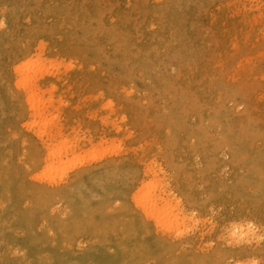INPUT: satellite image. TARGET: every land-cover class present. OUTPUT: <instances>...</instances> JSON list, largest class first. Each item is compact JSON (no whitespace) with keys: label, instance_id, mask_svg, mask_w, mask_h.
I'll list each match as a JSON object with an SVG mask.
<instances>
[{"label":"rangeland","instance_id":"374dc122","mask_svg":"<svg viewBox=\"0 0 264 264\" xmlns=\"http://www.w3.org/2000/svg\"><path fill=\"white\" fill-rule=\"evenodd\" d=\"M0 264H264V0H0Z\"/></svg>","mask_w":264,"mask_h":264},{"label":"bare ground","instance_id":"6f19581e","mask_svg":"<svg viewBox=\"0 0 264 264\" xmlns=\"http://www.w3.org/2000/svg\"><path fill=\"white\" fill-rule=\"evenodd\" d=\"M242 31H243V30H242ZM248 36H249V35H248ZM235 37H236V36H235ZM243 38H246V36L243 37ZM35 60H36V59H35ZM41 60H42V59H41ZM37 61H38V59L36 60V62H37ZM36 62H35V61H29V60H28V61L25 62V63L23 62V64L21 63V65H19V63H18L19 66L17 65V67H14V68H12V69H14V70L16 71V73L18 72V73L21 74V80H19L20 82H18V83L21 84V85H23V86H24L23 88H26V87H27V91H28V94H29V95H28V102H26V103H29V102H42L41 105H40V107L38 106L40 103L36 104L37 107L41 108V107L43 106V104H44L43 102H44V101L47 102V100H44V101H43V100H42L43 98L41 99L42 101L40 100V98L38 97L39 94L37 95V94L35 93L36 90H35V87H34L33 84H32V81L35 80V78H33V77L36 75V74H35L36 72H38V73L42 72V71H41L42 69L45 70L46 67H49L51 64H50V65L48 64L49 66L47 65L45 68H41V67H43V66H45V65H44V64H43V65H40L41 62H40V59H39V65H40L41 67H40L39 65H38V66L41 68V70H40V68H35V67H37V65L35 66V63H36ZM53 64H54V63H53ZM34 69H36V70L39 69L40 71L38 70V71L35 72ZM52 69H53V68H52ZM59 69H60V68H59ZM55 70H56V69H55ZM46 71H48V68L45 70V72H46ZM49 71H51V69H50ZM49 71H48V72H49ZM68 71L70 72L71 70H68ZM52 72H53V74H54L55 71L52 70ZM13 73H14V72H13ZM38 73H37V74H38ZM60 73H61V72H60ZM66 73H67V72H66ZM33 74H34V75H33ZM46 74H47V72H46ZM53 74H52V75H53ZM58 74H59V73H58ZM61 74H62V73H61ZM67 74H68V73H67ZM55 75L57 76V73H56ZM64 75H66V74H64ZM64 75H62V76H64ZM39 76H40V75L38 74V77H39ZM51 77H52V76H51ZM60 77H61V76H60ZM64 78H65V76H64ZM260 79H261V78H260ZM64 80H65V79H64ZM52 81H53V79H52ZM52 81H51V82H52ZM55 81H58V80H55ZM55 81H54V82H55ZM59 81H60V80H59ZM262 81H263V80H261L260 82H262ZM54 84H55V83H54ZM62 84H63V83H62ZM18 86H19V85H18ZM21 87H22V86H21ZM23 88H22V90H24ZM51 89H52V88H51ZM42 91H43V90H42ZM51 91H52V90H51ZM54 91H55V90H54ZM43 92H44V91H43ZM64 92H65V91H64ZM25 93H26V92H25ZM40 93H41V92H40ZM59 93H60V92H59ZM26 94H27V93H26ZM41 94H42V93H41ZM44 95H45V94H44ZM257 95H258V94H257ZM52 96H53V95H52ZM25 97H26V96H25ZM262 98H263V97H262ZM38 99H39V100H38ZM64 99H65V97H64ZM25 100H26V99H25ZM50 100H51V99H50ZM50 100H48V101H50ZM63 101H64V100H63ZM259 101H260V100H259ZM48 103H49V102H48ZM48 103H47V105H48ZM29 104H30V103H29ZM32 104H33V103H32ZM34 105H35V104H34ZM29 106H30V105H29ZM30 107H31V106H30ZM34 107H35V106H34ZM45 107H46V105H45ZM28 108H29V107H28ZM39 108H37V109H39ZM43 108H44V107H43ZM29 109H30V108H29ZM33 109H34V108H33ZM44 109H45V108H44ZM28 111H29V110H28ZM39 111H40V109H39ZM45 111H46V110H45ZM32 112H33V111H32ZM40 112H43V110L40 111ZM40 112L37 111V113H40ZM44 113H45V112H44ZM31 114H32V113H31ZM34 114H35V113H33V115H34ZM40 114H41V113H40ZM35 115H37V114H35ZM38 115H39V114H38ZM43 115H44V114H43ZM45 115H46V114H45ZM47 115H48V114H47ZM53 115H54V114H53ZM31 116H32V115H31ZM31 116H29V117L31 118ZM39 116H40V115H39ZM39 116H38V119H39ZM48 116H49V115H48ZM35 117H36V116H35ZM40 117H41V116H40ZM44 117H46V116H44ZM53 117H54V116H53ZM27 118H28V117H27ZM33 118H34V116H33ZM51 118H52V117H51ZM51 118H49V119H51ZM35 119H36V118H35ZM42 119H43V118L41 117V120H42ZM44 119H45V118H44ZM49 119H48V120H45V122H46V123H45V127H46V125H47V121H49ZM31 120H32V119H31ZM41 120H36V121L38 122V121H41ZM51 120H53V119H51ZM51 120H50V121H51ZM61 120H62V119H61ZM57 121H58V120H57ZM42 122H43V121H42ZM42 122H41V123H42ZM29 123H33V121H30ZM48 123H50V122H48ZM51 123H52V122H51ZM35 124H36V123H35ZM39 124H40V123H39ZM43 124H44V123H43ZM22 125H23V124H22ZM24 125H25V123H24ZM24 125H23V127H24ZM26 125H27V124H26ZM30 125H31V124H30ZM37 126H38V125H37ZM42 126H43V125H42ZM48 126L51 127V125H49V124H48ZM48 126H47V127H48ZM25 127H26V126H25ZM31 127L33 128L32 125L30 126V128H31ZM34 127H35V126H34ZM53 127H54V126H53ZM27 128H28V127H27ZM39 128H40V127H39ZM25 129H26V128H25ZM28 129H29V128H28ZM34 129H35V128H34ZM44 129H45V128H44ZM47 129H48V130L45 129V131H47V132H48V131H51V130L49 129V127H48ZM51 129H52V128H51ZM112 129H113V128H112ZM37 130H39V129H37ZM107 130H108V129H107ZM119 130H120V129H119ZM31 131H32V129H31ZM33 131H34V130H33ZM109 132H110V131H109ZM51 133H52V132H51ZM106 133H107V132H106ZM114 133H115V132H114ZM114 133L111 132V135L114 134ZM126 133H127V132H126ZM126 133H125V134H126ZM43 134H44V133H43ZM45 134H46V133H45ZM48 134H49V132H48ZM48 134H47V136H48ZM32 135H33V134H32ZM35 135H37V134H35ZM35 135H34V136H35ZM41 135H42V134H41ZM56 135H57V134H56ZM62 135H63V134H62ZM79 135H80V134H79ZM79 135H78V136H79ZM81 135H83V134H81ZM100 135H101V134H100ZM109 135H110V134H109ZM37 136H38V135H37ZM39 136H40V135H39ZM57 136H58V135H57ZM85 136H86V135H85ZM105 136H106V135H105ZM35 137H36V136H35ZM40 137H41V136H40ZM42 137H43V136H42ZM49 137H50V136H49ZM64 137H65V136H64ZM88 137L90 138V136H88ZM38 138H39V137H38ZM38 138H37V139H38ZM95 138H96V136H95ZM95 138H94V139H95ZM59 139H60V138H59ZM75 139H76L75 141L77 142L78 139H77V138H75ZM81 139H82V138H81ZM81 139H80V140H81ZM103 139H104V138H103ZM63 140H65V139H62V141H63ZM97 140H98V139H97ZM107 140H108V139H107ZM122 140H123V139H122ZM44 141H45V140H44ZM59 141H60V140H59ZM66 141H68V139H67ZM91 141H93V139H92ZM123 141H124V140H123ZM71 142H73V140H72ZM76 142H75V144L77 145ZM78 142H79V141H78ZM102 142H103V141H102ZM102 142H99V143H102ZM99 143H98V144H99ZM105 143H106V142H105ZM124 143H125V141H124ZM52 144H54V142H53ZM55 144H56V143H55ZM59 144H61V143H59ZM67 144H68V143H67ZM69 144H70V143H69ZM69 144H68V145H69ZM98 144H97V146H98ZM106 144H107V143H106ZM106 144H103V145L105 146ZM111 144H113V143H111ZM120 144H122V142H121ZM21 145H22V143H21ZM70 145H71V144H70ZM73 145H74V143H73ZM99 145H101V144H99ZM45 146H46V144H45ZM50 146H51V144H50ZM50 146H49V147H50ZM66 146H67V145H66ZM74 146H75V145H74ZM88 146H89V144H88ZM112 146H113V145H112ZM116 146H117V145H114V147H112V148L114 149ZM46 147H47V146H46ZM53 147H54V146H53ZM68 147H69V146H68ZM68 147H67V149H68ZM94 147H95V146H94ZM110 147H111V146H110ZM50 148H51V147H50ZM50 148H49L48 150L51 151ZM90 148L92 149L91 146H90ZM101 148H102V147H101ZM118 148H119V147L117 146L116 149H118ZM45 149H46V148H45ZM52 149H53V148H52ZM69 149H70V151H69ZM69 149H68V151H69V152L72 151V153H73V150H71V149H73V148H69ZM99 149H100V148H99ZM103 149H105V148H103ZM103 149H101V150H103ZM106 149L108 150L109 148H106ZM110 149H111V148H110ZM48 150H47V151L45 150V151L48 152ZM65 150H66V149H65ZM76 150H77V148H76ZM78 150H79V149H78ZM86 150H87V149H86ZM89 150H90V149H89ZM95 150H97V149L95 148ZM101 150H99V151H101ZM107 150H106V151H107ZM111 150H112V149H111ZM122 150H123V149H122ZM63 151H64V149H63ZM68 151H66V152L69 153ZM81 151H82V150H81ZM81 151H80V152H81ZM90 151H91V150H90ZM93 151H94V150H93ZM104 151H105V150H104ZM108 151L110 152V150H108ZM108 151H107V152H108ZM112 151H113V150H112ZM112 151H111V152H112ZM115 151H116V150H115ZM119 151H120V149H119ZM129 151H130V150H129ZM129 151H128V152H129ZM61 152H62V151H61ZM82 152H83V151H82ZM94 152H95V151H94ZM111 152H110V153H111ZM117 152H118V151H117ZM128 152H127V153H128ZM48 153H49V152H48ZM48 153H47V154H48ZM62 153H63V152H62ZM84 153H85V152H84ZM88 153H89V152H88ZM114 153H115V152H114ZM122 153H123V152H122ZM137 153H138V152H137ZM73 154H74V153H73ZM75 154H77V153H75ZM78 154H80V153H78ZM82 154H83V153H82ZM92 154H93V153H92ZM98 154H99V152H98ZM102 154H103V153H102ZM104 154L106 155V153H104ZM108 154H109V153H108ZM108 154H107V158H109V157H108ZM117 154H118V153H116V155H117ZM123 154H124V153H123ZM132 154H133V153H132ZM61 155H63V154H61ZM65 155H66V154H65ZM67 155H68V154H67ZM84 155H85V154H84ZM90 155H91V153H90ZM93 155H94V154H93ZM95 155H96V154H95ZM100 155H101V154H100ZM114 155H115V154H114ZM134 155H135V154H134ZM50 156H51V155H50ZM54 156H55V155H54ZM54 156H53V157H54ZM91 156H92V155H91ZM101 156H103V155H101ZM112 156H113V155H112ZM118 156H119V155H118ZM127 156H128V155H127ZM47 157L50 159V157H49L48 155H47ZM55 157H57V156H55ZM73 157H74V156H73ZM82 157H83V156H82ZM82 157L80 156L81 159H82ZM95 157H99V155H98V156H95ZM129 157H130V156H129ZM60 158H61V157H60ZM68 158H69V157H68ZM83 158H84V157H83ZM85 158H86V157H85ZM92 158H93V156H92ZM119 158H120V157H119ZM89 159H90V157H89ZM99 159H100V157H99ZM99 159H97V161H98ZM103 159H105V158H103ZM47 160H48V159H47ZM63 160H65V158H64ZM77 160H79V159L77 158ZM84 160H87V159H83V161H84ZM91 160H92V159H90V161H91ZM93 160H95V159H93ZM56 161H57V160H56ZM65 161H66V160H65ZM100 161H101V159H100ZM150 161H151V160H150ZM218 161H219V160H218ZM45 162H46V161H45ZM50 162H51V159H50ZM54 162H55V161H54ZM63 162H64V161H63ZM63 162H62V163H63ZM70 162H71V161H70ZM106 162H107V161H106ZM47 163H48V162H46L45 164L47 165ZM80 163H82V162H80ZM84 163H85V162H84ZM84 163H83V164H84ZM92 163H93V162H92ZM94 163H95V161H94ZM75 164H76V163H75ZM77 164H78V163H77ZM77 164H76V165H77ZM151 164H152V163H151ZM153 164H154V163H153ZM52 165H54V164H52ZM76 165H75V166L73 165V166H74L73 168H75ZM80 165H82V164H80ZM149 166H150V165H149ZM153 166H155V165H153ZM61 167H62V166H61ZM156 167H157V165H156ZM156 167H155V168H156ZM62 168H63V167H62ZM152 168H154V167H152ZM155 168H154V169H155ZM217 168H218V167H217ZM48 169H49V168H48ZM57 169H58V168H57ZM59 169H60V167H59ZM59 169H58V170H59ZM68 169H69V168H68ZM149 169H150V167H149ZM149 169H148V170H149ZM154 169H153V170H154ZM60 170H61V169H60ZM70 170H71V169H69V171H65V172H70ZM94 170H95V169H94ZM91 171H92V170H91ZM145 171H146V170H145ZM145 171H143V172H145ZM149 172H151V171H149ZM153 172H154V171H153ZM40 173H41V172H40ZM51 173H54V171H52ZM82 173H83V172H82ZM84 173H85V172H84ZM84 173H83V174H84ZM145 173H148V172H145ZM67 174H68V173H67ZM34 175H35V177H36L37 174H34ZM34 175H33V177H34ZM38 175H39V174H38ZM38 175H37V177H38ZM64 175H65V174H64ZM141 175H142V173H141ZM145 175H146V174H144V176H145ZM151 175H153V174L151 173ZM44 176H45V175H44ZM49 176H50V175H49ZM53 176H54V175H53ZM62 176H63V175H62ZM62 176H61V177H62ZM68 176H69V175H68ZM72 176H73V175H72ZM80 176H81V175H80ZM147 176H148V175H147ZM51 177H52V176H51ZM63 177H64V176H63ZM66 177H67V175H66ZM69 177H70V176H69ZM105 177H106V175H105ZM152 177H153V176H152ZM152 177H151V178H152ZM154 177H155V176H154ZM40 178H42V177H40ZM55 178H56V181H57V177H55ZM140 178H141V176H140ZM146 178H147V177H146ZM146 178H145V179H146ZM151 178H150V179H151ZM156 178H157V176H156ZM27 179H29V178H27ZM44 179H45V180H48V178H47V179L44 178ZM60 179H61V178H60ZM66 179H67V178H66ZM100 179H101V178H100ZM153 179H154V178H153ZM31 180H32V179H31ZM41 180H42V179H41ZM49 180H50V179H49ZM62 180H63V178H62ZM154 180H155V179H154ZM154 180H153V181H154ZM157 180H158V179H157ZM36 181H37V179H36ZM136 181H137V179H136ZM37 182H38V181H37ZM41 182H42V181H41ZM43 182H44V181H43ZM51 182H52V181H51ZM51 182H49V183H51ZM54 182H55V181H54ZM70 182H71V181H70ZM108 182H109V181H108ZM140 182H141V181H140ZM149 182H150V181H149ZM157 182H158V181H157ZM7 183H8V182H7ZM119 183H120V182H119ZM138 183H139V182H138ZM138 183H137V184H138ZM161 183H162V182H161ZM164 183H165V182H164ZM181 183H182V182H181ZM51 184H52V183H51ZM51 184H50V186H51ZM56 184H57V183H56ZM102 184H103V183H101V185H102ZM122 184H123V183H122ZM139 184H140V183H139ZM157 184H158V183H157ZM159 184H160V183H159ZM46 185H47V184H46ZM54 185H55V183H54ZM99 185H100V184H99ZM103 185H104V184H103ZM142 185H143V186H142V189H141L142 194H138L137 196H135V197H136L135 199L137 200V202H139L138 205H140V203H141V204L144 206V208H146V211H147V210L149 211V213H146V214H149L151 217H152V216L155 217L158 221H160V220L162 221V219H166L167 214L165 213L164 208H163L162 210L158 209L159 207H157V202H158V201H161V202H160L161 204H163L162 202H165L166 205H167V204H168V200H166V199L163 200L162 197H161V194H159L158 196H155V195L153 194V193H154V189H153L152 183H146V184L144 183V184H142ZM167 185H168V184H167ZM94 186H95V185H94ZM96 186H97V184H96ZM159 186H161V185H159ZM162 186H163V185H162ZM165 186H166V185H165ZM181 186H182V185H181ZM78 187H79V186H78ZM115 187H116V186H115ZM156 187H157V186H156ZM167 187L169 188V186H167ZM179 187H180V186H179ZM183 187H184V186H183ZM112 188H113V187H112ZM133 188H134V187H133ZM157 188H158V187H157ZM168 188H166V189H168ZM180 188H182V187H180ZM135 189H136V188H135ZM155 189H156V188H155ZM159 189H160V187H159ZM163 189H164V188H163ZM166 189H165V190H166ZM182 189H184V188H182ZM130 190H131V189H130ZM186 190H187V189H186ZM138 191H139V190H138ZM138 191H137V192H138ZM155 191H156V190H155ZM159 191H160V190H158V192H159ZM161 191H162V190H161ZM175 191H176V190H175ZM118 192H119V191H118ZM130 192H131V191H130ZM156 192H157V191H156ZM101 193H102V192H101ZM103 193H104V192H103ZM116 193H117V191H116ZM133 193H134V192H133ZM138 193H139V192H138ZM163 193H164V192H163ZM163 193H162V195H163ZM104 194H105V193H104ZM111 194H112V193H111ZM117 194H118V193H117ZM105 195H106V194H105ZM113 195H114V194H113ZM113 195H112V196H113ZM115 195H116V194H115ZM132 195H133V194H132ZM134 195H136V194L134 193ZM78 196H79V195H77V197H78ZM108 196H109V195H108ZM165 196H166V195H165ZM167 196H168V195H167ZM179 196H180V195H179ZM79 197H80V196H79ZM100 197H101V196H100ZM106 197H107V195H106ZM121 197H122V196H121ZM129 197H130V196H129ZM131 197H132V196H131ZM181 197H182V196H181ZM99 199H100V198H99ZM99 199H97V200H99ZM102 199H103V198H102ZM95 200H96V199H95ZM130 200H131V199H130ZM132 201H133V200H132ZM170 202H171V200H170ZM132 204H133V203H132ZM178 204H179V203H178ZM135 205H136V203H135ZM135 205H134V206H135ZM173 205H174V203H173ZM179 205H180V204H179ZM136 206H137V205H136ZM169 206H172V205H169ZM174 207L176 208V206H174ZM178 207H179V206H178ZM178 207H177V208H178ZM118 208H119V207H118ZM136 208H138V206H137ZM166 208H168V207H166ZM170 209H171V208H170ZM131 210H132V209H131ZM133 210H134V209H133ZM166 210H167V209H166ZM173 210H174V209H173ZM176 210H178V209H176ZM114 211H115V210H114ZM142 211H143V210H142ZM180 211H181V207H180L179 212H180ZM242 211H243V210H242ZM245 211H246V210H245ZM129 212H130V211H129ZM170 212H171V211H170ZM173 212L175 213V211H173ZM173 212H171V213H173ZM176 212H177V211H176ZM183 212H184V211H183ZM183 212H182V213H183ZM249 212H250V211H249ZM249 212H248V213H249ZM251 212H252V211H251ZM251 212H250V213H251ZM144 213H145V212H143V214H144ZM174 213H173V214H174ZM82 214H83V213H82ZM169 214H170V213H169ZM177 214H178V213H177ZM177 214H176V215H177ZM242 214H243V213H242ZM149 215H148V216H149ZM179 215H180V214H179ZM239 215H240V214H239ZM245 215H246V214H245ZM145 216H146V215H145ZM170 216H171V215H170ZM170 216H169V217H170ZM181 216H182V215H181ZM188 216H189V215H188ZM241 216H242V215H241ZM183 217H184V216H183ZM237 217H238V216H237ZM247 217H249V216H247ZM167 218H168V217H167ZM179 218H180V217H179ZM185 218H186V216H185ZM185 218H184V219H185ZM244 218H245V217H244ZM149 219H151V218H149ZM170 219H171V218H170ZM170 219H169V220H170ZM177 219H178V218H177ZM182 219H183V218H182ZM240 219H241V218H240ZM144 220H146V218H145ZM152 220H153V219H152ZM237 220H238V219H237ZM244 220H245V219H244ZM187 221H188V220H187ZM187 221H185V222H187ZM152 222L154 223V225H156L154 221H152ZM179 222H180V220H179ZM183 222H184V221H183ZM238 222H239V221H238ZM4 223H5V222H4ZM70 223H71V222H70ZM161 223H162V222H161ZM242 223H243V222H242ZM242 223H241V224H242ZM244 223H245V222H244ZM244 223H243V224H244ZM233 224H234V226L236 225L235 223H233ZM7 225H9V224H7ZM14 225H15V224H14ZM141 225H142V224H141ZM141 225H140V226H141ZM160 225H161V224H160ZM180 225H181V224H180ZM142 226H143V225H142ZM142 226H141V227H142ZM156 226H158V225H156ZM232 226H233V225H232ZM238 226H239V224H238ZM243 226H245V225H243ZM162 227H163V226H162ZM165 227H167V226H165ZM230 227H231V226H230ZM235 227H236V226H235ZM246 227H247V226H246ZM159 228H160V227H159ZM130 229H131V228H130ZM132 229H133V228H132ZM180 229H181V228H180ZM180 229H179V230H180ZM183 229H184V228H183ZM183 229H182V230H183ZM242 229H243V228H242ZM244 229H245V228H244ZM251 229H252V228H251ZM182 230H181V231H182ZM184 230H185V229H184ZM184 230H183V231H184ZM231 230H232V229H231ZM231 230H229V231H231ZM233 230H234V229H233ZM235 230H236V229H235ZM237 230L239 231L238 228H237ZM96 231H97V230H96ZM163 231H164V230H163ZM241 231H242V230H241ZM241 231H240V233H242ZM245 231H246V230H245ZM248 231H250V230H247V232H248ZM160 232H161V231H160ZM168 232H170V231H168ZM171 232H173L172 234H174V231H171ZM176 232H177V231H176ZM231 232H232V231H231ZM235 232H236V231H235ZM250 232H253V231L251 230ZM158 233H159V232H158ZM162 233H163V232H162ZM165 233H166V232H165ZM248 233H249V232H248ZM31 234H32V233H31ZM159 234H160V233H159ZM170 234H171V233H170ZM235 234H236V233H235ZM238 234H239V233H238ZM252 234H253V233H252ZM86 235H87V234H86ZM126 235H127V234H126ZM180 235H181V234H180ZM236 235H237V234H236ZM52 236H53V235H52ZM175 236H176V235H175ZM178 236H179V235H178ZM178 236H177V237H178ZM255 236H256V234H255ZM166 237H168V236H166ZM170 237H171V236H170ZM238 237H239V236H238ZM240 237H241V236H240ZM249 237H251V236H249ZM252 237H254V236L252 235ZM53 238H54V237H53ZM53 238H52V239H53ZM168 238H169V237H168ZM171 238H172V237H171ZM175 238H176V237H175ZM188 238H189V237H188ZM234 238H235V237H234ZM256 238H257V237H255V239H256ZM230 239H231V238H230ZM244 239H245V238H244ZM255 239H254V240H255ZM79 240H80V239H79ZM90 240H91V239H90ZM169 240H170V238H169ZM176 240H177V239H176ZM189 240H190V239H189ZM235 240H236V239H235ZM239 240H240V239H239ZM249 240H250V239H249ZM95 241H96V240H95ZM170 241H171V240H170ZM236 241H237V240H236ZM241 241H242V240H241ZM255 241H256V240H255ZM104 242H105V241H104ZM258 242H259V241H258ZM173 243H174V242H173ZM256 243H257V242H256ZM76 244H77V243H76ZM53 245H54V244H53ZM241 247H244V246H241ZM67 248H68V247H67ZM69 248H70V247H69ZM69 248H68V249H69ZM246 248H247V247H246ZM224 262H225V261H224ZM251 263H252V262H251Z\"/></svg>","mask_w":264,"mask_h":264}]
</instances>
